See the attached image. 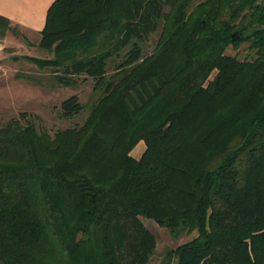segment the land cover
I'll list each match as a JSON object with an SVG mask.
<instances>
[{
  "label": "trees",
  "instance_id": "trees-1",
  "mask_svg": "<svg viewBox=\"0 0 264 264\" xmlns=\"http://www.w3.org/2000/svg\"><path fill=\"white\" fill-rule=\"evenodd\" d=\"M41 35L47 79L99 95L54 134L0 126V264H148L142 216L197 231L162 264H264V0H54Z\"/></svg>",
  "mask_w": 264,
  "mask_h": 264
},
{
  "label": "rangeland",
  "instance_id": "rangeland-1",
  "mask_svg": "<svg viewBox=\"0 0 264 264\" xmlns=\"http://www.w3.org/2000/svg\"><path fill=\"white\" fill-rule=\"evenodd\" d=\"M15 30H7L0 36V126L5 125L11 118L20 117L21 112L33 121L38 128L54 134L57 130L80 125L88 116L93 102L99 93L94 90L95 81L85 75L76 76L77 82L71 86L59 85L49 81L50 69L40 68L27 57H50L47 50L39 46L41 30L32 27L28 20L20 18L12 21ZM159 32H155L142 44L143 54L153 51L157 44ZM241 52H246L245 45ZM232 54L236 50L230 48ZM116 63L121 59L116 58ZM114 61L109 62L108 73L114 72ZM30 77H38L42 84ZM77 94L84 103V109L72 118L62 114L61 103L67 97ZM23 122L25 120L23 119ZM146 149L144 141H140L132 150V154L140 158ZM144 224L154 233L157 246L148 264H162L164 255L169 247L190 240L197 231H184L179 237H174L166 227L155 220L141 217Z\"/></svg>",
  "mask_w": 264,
  "mask_h": 264
},
{
  "label": "crops",
  "instance_id": "crops-1",
  "mask_svg": "<svg viewBox=\"0 0 264 264\" xmlns=\"http://www.w3.org/2000/svg\"><path fill=\"white\" fill-rule=\"evenodd\" d=\"M54 0H0V13L12 21L24 18L32 27L41 30L46 22L49 6Z\"/></svg>",
  "mask_w": 264,
  "mask_h": 264
}]
</instances>
